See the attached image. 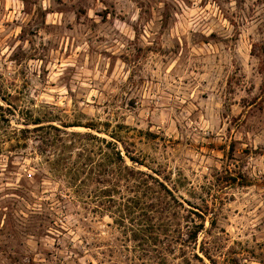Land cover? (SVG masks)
Listing matches in <instances>:
<instances>
[{
  "label": "rangeland",
  "instance_id": "rangeland-1",
  "mask_svg": "<svg viewBox=\"0 0 264 264\" xmlns=\"http://www.w3.org/2000/svg\"><path fill=\"white\" fill-rule=\"evenodd\" d=\"M0 106V264H264V0H0Z\"/></svg>",
  "mask_w": 264,
  "mask_h": 264
},
{
  "label": "trees",
  "instance_id": "trees-1",
  "mask_svg": "<svg viewBox=\"0 0 264 264\" xmlns=\"http://www.w3.org/2000/svg\"><path fill=\"white\" fill-rule=\"evenodd\" d=\"M0 107H1V106H0ZM35 123L37 124V123H39V121H36ZM52 127H53V126H52ZM35 129H36V128H35ZM22 131H28V130L25 129V130H22ZM73 134H75V133L73 132ZM86 137H88V138H92V139H96V138H98V136H96L95 134H91V133H87V134H86ZM100 139L103 140V141H107L105 138H100ZM107 144L110 145L111 142H107ZM115 153L117 154L118 162L121 163L120 165H124V166H123L124 169H127L128 171H130L131 173H133V170L130 169V166H128V165L125 163V160H124L123 156L121 155L120 151H119V150H116ZM107 156H108V155H107ZM89 157L91 158V156H89ZM108 158H109L110 160L113 159L110 155L108 156ZM131 159H133V158H131ZM101 166H103V165H101ZM120 169H121V168H120ZM121 170H122V169H121ZM138 172H139V173H144V172H141V171H139V170H138ZM199 215H200L201 217H203L202 214H199ZM204 226H205V225L202 223V224L196 226L195 229H193V230L190 231V233H191L190 236H189V240H190V242H196V241H197V239H198V234L200 233V231H202V230L204 229ZM203 251H204V253L207 255V257L211 260V262H213L214 264H216V263L214 262L213 258H212L211 256H208L209 254H207L206 250L203 249ZM195 257H197V259H199L200 261H203V258L200 257L199 255L195 254ZM204 264H206V263H204Z\"/></svg>",
  "mask_w": 264,
  "mask_h": 264
}]
</instances>
